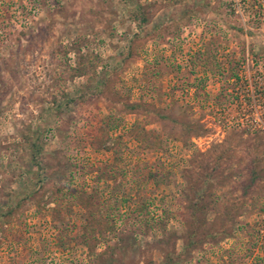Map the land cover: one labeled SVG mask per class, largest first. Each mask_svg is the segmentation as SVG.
I'll return each instance as SVG.
<instances>
[{"label": "rangeland", "instance_id": "374dc122", "mask_svg": "<svg viewBox=\"0 0 264 264\" xmlns=\"http://www.w3.org/2000/svg\"><path fill=\"white\" fill-rule=\"evenodd\" d=\"M167 256L264 264V0H0V264Z\"/></svg>", "mask_w": 264, "mask_h": 264}, {"label": "trees", "instance_id": "16d2710c", "mask_svg": "<svg viewBox=\"0 0 264 264\" xmlns=\"http://www.w3.org/2000/svg\"><path fill=\"white\" fill-rule=\"evenodd\" d=\"M253 7H254V9H256V13L259 14L260 13L259 8H261L262 5H259V7H258L255 4H253ZM240 31H242L244 33V29L243 28H241ZM197 135H200V134L198 133ZM34 146H35V148H37L36 144H34ZM37 151H38V149H37ZM260 178H261V176H259V172L255 168H252L251 169V176H250V184L248 186V189L253 187ZM166 258H167V261L165 262V264H171V258L172 257L171 256H167Z\"/></svg>", "mask_w": 264, "mask_h": 264}]
</instances>
